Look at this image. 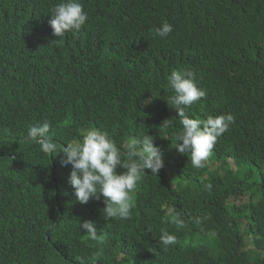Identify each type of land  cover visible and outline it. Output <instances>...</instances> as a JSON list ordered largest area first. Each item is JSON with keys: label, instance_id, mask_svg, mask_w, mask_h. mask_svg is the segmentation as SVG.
Instances as JSON below:
<instances>
[{"label": "trees", "instance_id": "16d2710c", "mask_svg": "<svg viewBox=\"0 0 264 264\" xmlns=\"http://www.w3.org/2000/svg\"><path fill=\"white\" fill-rule=\"evenodd\" d=\"M172 13L162 15L165 2ZM60 0H0V264H264L242 252L244 238L264 250V154L234 129L219 137L202 168L177 152L181 125L161 102L96 108L100 85L134 90L148 77L157 87L172 70L193 71L210 97L239 101L264 91V0H81L83 34L60 45L47 37V17ZM173 26L167 39L150 30ZM133 44L135 61L102 60ZM254 104L261 105L257 97ZM171 120L167 129L162 125ZM52 124L57 145L43 153L27 138L32 125ZM150 125L155 127L150 131ZM99 129L124 144L153 136L164 163L142 177L127 219H105L103 199L81 204L61 164L66 143ZM170 170V168H169ZM123 172V169H118ZM93 222V241L79 224ZM243 223L245 235L242 233ZM162 233L175 236L165 247ZM264 253V252H262Z\"/></svg>", "mask_w": 264, "mask_h": 264}, {"label": "clouds", "instance_id": "9594fccd", "mask_svg": "<svg viewBox=\"0 0 264 264\" xmlns=\"http://www.w3.org/2000/svg\"><path fill=\"white\" fill-rule=\"evenodd\" d=\"M166 11L160 15L152 11V18L156 22L160 16L168 17L173 10L174 1L164 3ZM52 31L47 37L53 43L60 45L72 39L79 38L82 28L88 22V14L81 0H60L52 9L48 20ZM173 31V26L163 22L159 27L150 30L153 38L167 39ZM138 47L133 44L125 49L108 53L104 59L111 63H122L125 58L135 61ZM147 77L144 84L134 90H120L114 80L105 77H93L100 85L96 108H108L114 105L128 106L138 98H146L144 104L161 102L165 108L175 114L181 130L178 133V143L175 150L180 154L190 155L191 164L195 168L204 167L208 157L219 137L228 136L236 129L237 134L248 136L252 140L254 149L250 157L261 162L264 154V91L259 94L246 93L244 90L226 91L238 93L239 101H223L221 94L210 97L206 88L200 83L198 74L193 71L172 70L167 76V83L157 87L151 84ZM257 97L261 105L254 104ZM171 120L162 125L167 129ZM155 127L150 125V131ZM27 138L37 144L45 153L56 151L52 124L44 121L32 125L27 131ZM154 137L144 134L141 137H131L124 144H118L115 139L99 129L86 130L82 140L66 143L62 150L61 164L71 165L70 185L75 189V195L81 204L103 199L105 207L102 215L105 219H127L132 210L133 194L139 181L148 175L160 173L166 166L173 172L172 166L163 162L161 150L154 143ZM165 170V174L168 175ZM118 169H123L119 172ZM172 176V175H170ZM80 230L86 232L91 240L100 239L96 225L91 221L79 224ZM175 241V236L162 233L160 242L169 246ZM244 246V244H243ZM242 246V249H243ZM252 249L243 251L250 253ZM264 252V250H262ZM250 256V254H249ZM251 257V256H250ZM213 264L222 261L214 255ZM194 264H197L194 262Z\"/></svg>", "mask_w": 264, "mask_h": 264}, {"label": "rangeland", "instance_id": "374dc122", "mask_svg": "<svg viewBox=\"0 0 264 264\" xmlns=\"http://www.w3.org/2000/svg\"><path fill=\"white\" fill-rule=\"evenodd\" d=\"M167 173H168V175H172L173 172L171 170H168ZM242 230H243L242 233L245 235V231H244L245 230V225H244V223H243ZM250 248L252 249V251H256L258 254H260L264 258V253L259 252L257 250V248H256V246L254 244L253 238H251V241L249 242L247 240V238L245 237L244 238V246H243V249L242 250L248 252L250 250ZM250 255H251L252 259H253V262L259 260V259L256 258L257 257L256 254L252 253Z\"/></svg>", "mask_w": 264, "mask_h": 264}]
</instances>
